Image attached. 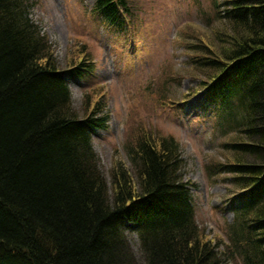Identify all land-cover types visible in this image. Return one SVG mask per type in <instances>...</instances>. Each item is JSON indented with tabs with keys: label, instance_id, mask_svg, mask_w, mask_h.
<instances>
[{
	"label": "trees",
	"instance_id": "1",
	"mask_svg": "<svg viewBox=\"0 0 264 264\" xmlns=\"http://www.w3.org/2000/svg\"><path fill=\"white\" fill-rule=\"evenodd\" d=\"M34 4L0 0V264H136L124 221L144 264H264V0H213L225 25L188 46L215 126L235 136L213 171L236 189L224 251L200 233L173 137L126 141L108 188L93 148L106 105L87 96L80 115L65 81L92 62L62 72ZM89 14L108 31L133 27L129 0H95Z\"/></svg>",
	"mask_w": 264,
	"mask_h": 264
},
{
	"label": "rangeland",
	"instance_id": "2",
	"mask_svg": "<svg viewBox=\"0 0 264 264\" xmlns=\"http://www.w3.org/2000/svg\"><path fill=\"white\" fill-rule=\"evenodd\" d=\"M31 1L36 4L30 18L51 42L59 69L67 72L79 62H92L91 76H66L65 81L80 115L87 96L106 105L107 128L96 131L93 148L108 188L114 163L128 165L126 141L142 132L174 137L200 233L224 251L232 221L228 205L236 189L229 176L209 167L226 162L230 155L223 145L235 136L212 130L205 93L194 94L204 77L192 67L194 53L188 50L225 25L216 21L213 0H129L133 27L121 33L93 21L89 11L95 0ZM124 229L136 264H144L136 226L125 222ZM222 264L241 262L223 259Z\"/></svg>",
	"mask_w": 264,
	"mask_h": 264
},
{
	"label": "bare ground",
	"instance_id": "3",
	"mask_svg": "<svg viewBox=\"0 0 264 264\" xmlns=\"http://www.w3.org/2000/svg\"><path fill=\"white\" fill-rule=\"evenodd\" d=\"M125 222H127V221H124V222H123V228H124V224H125Z\"/></svg>",
	"mask_w": 264,
	"mask_h": 264
}]
</instances>
